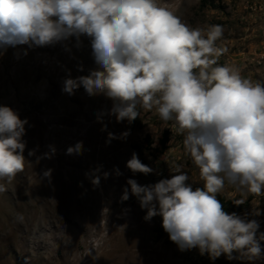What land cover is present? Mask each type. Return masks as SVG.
Returning <instances> with one entry per match:
<instances>
[{
  "label": "clouds",
  "instance_id": "1",
  "mask_svg": "<svg viewBox=\"0 0 264 264\" xmlns=\"http://www.w3.org/2000/svg\"><path fill=\"white\" fill-rule=\"evenodd\" d=\"M81 36L90 39L100 70L67 78L62 90L71 95L83 86L89 96L105 95L117 122L131 123L141 109H155L162 121L174 122L204 182L193 190L179 165L171 178L154 184L128 179L131 194L147 210L144 219L161 216L164 231L182 252L198 248L213 260L223 254L250 264L264 259V232L257 235L259 222L248 218L260 212L229 214L217 199L226 185L245 196L264 195V80L253 82L239 68L218 63L227 52L217 44L224 26L190 27L157 0H0V49L53 46L70 37L79 45ZM27 123L11 107L0 106V193L24 171ZM82 148L77 142L66 154ZM127 168L134 174L153 171L136 153ZM51 173L44 170L41 179L51 181ZM116 175H122L119 169ZM100 179L91 182L98 186ZM121 199H129L128 187Z\"/></svg>",
  "mask_w": 264,
  "mask_h": 264
},
{
  "label": "rangeland",
  "instance_id": "2",
  "mask_svg": "<svg viewBox=\"0 0 264 264\" xmlns=\"http://www.w3.org/2000/svg\"><path fill=\"white\" fill-rule=\"evenodd\" d=\"M157 3L169 8L190 27L223 25L224 36L217 44L226 47L227 52L219 57L218 63L239 68L241 75L253 82L264 80V0H157ZM81 37L84 40L81 46L75 37H70L48 46L49 50L54 48L52 52H42L44 58L37 63L39 75L34 81L36 89L28 94L23 92L22 85L31 80L23 81L21 77L24 71L32 69L36 53L30 52L26 44L0 49V106L11 107L22 120L28 121L23 137L26 142L45 136L54 140L51 147L55 153L47 159L54 165L65 160L66 168L71 170L81 166L85 179L81 192L83 207L69 216L72 223L67 222L66 216L55 219L46 206L34 202L37 170L16 175L6 184L7 191L0 193V264H128L124 256L129 250L139 255V260L148 259L150 264H250L228 260L223 254L213 260L207 253L201 255L198 248L182 252L164 231L161 216L144 219L147 210L141 209L131 194L128 179H135L140 185L154 184L171 178L172 169L179 165L189 175L187 183L193 190L203 188L204 182L185 152L183 136L174 122L162 121L155 109H141L131 123L117 122L110 114L113 101L105 95L89 96L83 86L71 95L62 90L67 78L76 79L100 70L82 51L91 45L90 39ZM64 70L68 73H63ZM30 95L36 96L37 101H28ZM126 131L129 135L121 138ZM165 131L168 142L162 149L159 140ZM109 133L116 138H110ZM77 142L83 143L82 152L66 154L68 147ZM133 153L153 171L145 175L128 169L127 161ZM116 169L122 175L117 176ZM105 172L109 173L107 178ZM95 176L101 178L98 186L91 182ZM125 187L129 189V199L122 201ZM218 194L232 203L244 200L240 205L234 203L241 207L238 215L259 211V216L248 218L259 222L257 235L264 232V195L245 196L228 185ZM20 214L24 217L22 222L17 219ZM57 221L70 235L61 237ZM261 245L264 251V241ZM120 255L122 260L118 259ZM255 264H264V259Z\"/></svg>",
  "mask_w": 264,
  "mask_h": 264
},
{
  "label": "bare ground",
  "instance_id": "3",
  "mask_svg": "<svg viewBox=\"0 0 264 264\" xmlns=\"http://www.w3.org/2000/svg\"><path fill=\"white\" fill-rule=\"evenodd\" d=\"M83 41H84L83 38L80 37V41H79L80 46L82 45ZM77 44H78V42H77ZM76 47H77V45H76ZM28 49L30 52L34 51L36 54H35V59L33 60L32 69H28V70L24 71L25 72V73H23L24 76L21 77V79L23 81L31 80V82L28 85L26 83H24L26 85H22L23 92H26V94L31 93L36 89V84L34 81H35V78H37V76L39 75L37 63L40 60H43V58H44L42 55V52L48 51L50 53L54 50V48H52V50H49L48 46H45V47H28ZM77 49H79V47ZM82 51L89 61L91 60L94 63H96L95 59L92 55L91 45L86 49L82 48ZM82 51H81V53H82ZM37 53H40V55H37ZM83 53L81 55H83ZM77 54H78V52H77ZM80 58H82V57H80ZM84 59H86V58H84ZM88 60H87V62H88ZM80 63H79V65H80ZM18 65H21V64L18 63ZM84 71H86V70H84ZM63 73L67 74L68 72H67V70H64ZM28 99H29L28 101H34V102L37 101V100H35L36 96H33V95L32 96L30 95L28 97ZM72 135H74V134H72ZM75 141H73V142H75ZM53 143H55V141L50 139L49 137H46V136L43 139H40L37 141L30 140L29 142H27L26 148L24 151V156L26 158L24 171L18 173L17 176H22V175H24V173H27V172L30 173V172H34L37 170L38 173L35 176V182H34V185L36 187L35 192H34L35 196H33L34 202L37 205L42 204V205L46 206L51 211V216L54 217L55 219L56 218L58 219L59 217L66 216L67 222L72 223V221L68 220L69 216L71 214H73L75 211H77L83 207V200H81V192H82V187H83V184L85 182V179L82 177V174L80 171L81 166H77V168L75 170H71L69 168H66V165H68V162H66L65 160H61L60 162H58V164L54 165L53 162H51L50 160L47 159V157H45V155H44L45 153L51 154V152H50L51 147L50 146H52ZM56 143H58V141H56ZM29 150H34L35 155L28 156ZM38 157H39V159H38ZM80 162H82V161H80ZM47 169L52 170L51 181H49L48 179H41L43 171L47 170ZM73 219H74V217H73ZM56 223H57V225H56L57 231L60 230V232L63 234L61 237H64V235H70L68 233L67 229L59 221H57ZM42 225H39V228L42 229ZM35 227L38 228V225H35ZM97 250H98V248H97ZM113 254L114 253H112V255ZM135 254L136 253L129 250V253H127L124 256V259H126V261H128V264H150L148 259L145 258V259L139 260L138 259L139 255H135ZM122 257L123 256L120 255L118 257V259H121ZM112 260H115V258H112Z\"/></svg>",
  "mask_w": 264,
  "mask_h": 264
},
{
  "label": "trees",
  "instance_id": "4",
  "mask_svg": "<svg viewBox=\"0 0 264 264\" xmlns=\"http://www.w3.org/2000/svg\"><path fill=\"white\" fill-rule=\"evenodd\" d=\"M168 142V132H163L161 135V138L159 140V145L160 147H162V149H165L166 144ZM217 199L221 202L222 206H223V210L227 213H238L241 211V207L235 205L234 203L225 200L222 196H220L219 194H217Z\"/></svg>",
  "mask_w": 264,
  "mask_h": 264
}]
</instances>
